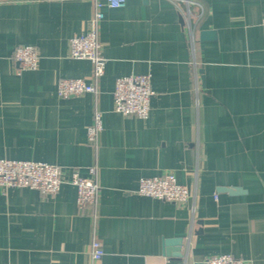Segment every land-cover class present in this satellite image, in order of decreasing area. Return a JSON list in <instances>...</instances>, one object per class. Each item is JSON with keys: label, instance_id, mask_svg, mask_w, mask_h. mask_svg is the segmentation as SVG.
Returning a JSON list of instances; mask_svg holds the SVG:
<instances>
[{"label": "crops", "instance_id": "crops-1", "mask_svg": "<svg viewBox=\"0 0 264 264\" xmlns=\"http://www.w3.org/2000/svg\"><path fill=\"white\" fill-rule=\"evenodd\" d=\"M103 12L95 78L90 59L69 54L94 0H0V158L57 164L64 177L49 196L0 188V264H205L219 254L264 264V0H127ZM21 44L39 50L37 69L17 71ZM131 74L151 76L146 119L114 110L115 81ZM63 78L97 91L60 97ZM90 167L100 189L80 210L70 178ZM168 171L192 192L187 202L137 193L140 178ZM174 238L182 246L168 247Z\"/></svg>", "mask_w": 264, "mask_h": 264}, {"label": "built area", "instance_id": "built-area-1", "mask_svg": "<svg viewBox=\"0 0 264 264\" xmlns=\"http://www.w3.org/2000/svg\"><path fill=\"white\" fill-rule=\"evenodd\" d=\"M126 2L127 0H94L95 13L90 21L88 31L70 39V56L90 59L93 63L95 78L101 77L105 69V59L101 52L102 44L97 32L98 22L104 17L103 7L120 8L124 7ZM200 8L202 9V6ZM13 59L17 63L19 73L23 70H34L38 68L40 52L32 44H21L14 49ZM96 91L95 84L82 78H63L57 85V94L63 98L81 96ZM153 95L154 90L149 74H131L119 77L115 81L113 91L114 110L125 116L146 119L149 116ZM102 128L101 112L98 111L94 115V122L87 129L90 143L95 142ZM89 172L90 176L84 177L80 175L78 168H74L70 178V183L77 188V204L80 210H87L95 204L100 189L96 167H90ZM63 182V169L57 164L36 160L0 158V188L3 190L13 187H29L49 196L56 194ZM137 193L180 204L187 202L193 196L188 186L178 183L176 175L171 171L162 175L140 178ZM103 255L102 242L98 239L93 240L91 243L92 260L98 262ZM247 263V260L231 254L214 255L205 262V264Z\"/></svg>", "mask_w": 264, "mask_h": 264}, {"label": "water", "instance_id": "water-1", "mask_svg": "<svg viewBox=\"0 0 264 264\" xmlns=\"http://www.w3.org/2000/svg\"><path fill=\"white\" fill-rule=\"evenodd\" d=\"M202 38L203 39H213L215 37V32L211 31V30H203L201 32ZM225 191H228L232 194H236V193H240L242 192V190L240 188H222ZM182 238H174V239H166V244L169 247L172 244H177L179 246H182ZM173 256H178L181 257L182 256V252L178 249L177 251L173 252L172 254Z\"/></svg>", "mask_w": 264, "mask_h": 264}]
</instances>
